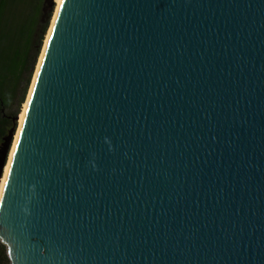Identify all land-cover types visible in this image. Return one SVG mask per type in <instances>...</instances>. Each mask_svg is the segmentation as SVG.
<instances>
[{
  "label": "water",
  "instance_id": "95a60500",
  "mask_svg": "<svg viewBox=\"0 0 264 264\" xmlns=\"http://www.w3.org/2000/svg\"><path fill=\"white\" fill-rule=\"evenodd\" d=\"M50 37L0 196L11 264H264V0H64Z\"/></svg>",
  "mask_w": 264,
  "mask_h": 264
},
{
  "label": "trees",
  "instance_id": "16d2710c",
  "mask_svg": "<svg viewBox=\"0 0 264 264\" xmlns=\"http://www.w3.org/2000/svg\"><path fill=\"white\" fill-rule=\"evenodd\" d=\"M48 5L49 0H0V147L16 129L51 18ZM0 264H11L1 239Z\"/></svg>",
  "mask_w": 264,
  "mask_h": 264
},
{
  "label": "bare ground",
  "instance_id": "6f19581e",
  "mask_svg": "<svg viewBox=\"0 0 264 264\" xmlns=\"http://www.w3.org/2000/svg\"><path fill=\"white\" fill-rule=\"evenodd\" d=\"M56 3H57L56 11H55V14H54V17H53L49 32H48V34L46 36V40H45V43H44L43 51H42V54H41L40 59L38 61V65H37L36 72H35V75H34V78H33V82H32V85H31V88H30V91H29V94H28V98H27L26 103L24 104L22 113H21V115L19 117V128H18L17 133H16V135L14 137L12 148L10 150L9 159H8L7 165H6L5 170H4V175H3V178L1 180L2 182L0 184L1 185L0 186V196H1V192H2V189H3L4 183H5V180H6V176H7V173H8L9 166H10V162H11V159H12V156H13L17 141H18V137H19L20 130H21V127H22V124H23V120H24V117H25V114H26V110H27V107H28V104H29V101H30V98H31V94H32V91H33V88H34V85H35V81H36V78L38 76L39 69H40V66H41V63H42V60H43V57H44V54H45V51H46V48H47L51 33H52V30H53V27H54V24H55V20H56V17H57V13H58L59 7L61 5L60 0H56Z\"/></svg>",
  "mask_w": 264,
  "mask_h": 264
},
{
  "label": "rangeland",
  "instance_id": "374dc122",
  "mask_svg": "<svg viewBox=\"0 0 264 264\" xmlns=\"http://www.w3.org/2000/svg\"><path fill=\"white\" fill-rule=\"evenodd\" d=\"M56 6H57L56 0H53V4H52V5H51V4L48 5V8H49V13H48V14H49V18H50V16H51V18H50V20H49L48 29H47L46 35H45V37H44V40H43V43H42V46H41L40 53L38 54L37 61H36V63H35V66H34V69H33L32 75H31V77H30V85H29V88H28V91H27V95H26V98H25V102L27 101V97H28V94H29V91H30V88H31V85H32V81H33L34 75H35L36 67H37L38 61H39V59H40V55L42 54L41 52L43 51L42 49H43V46H44V42H45V40H46V36H47V34H48V32H49V29H50V26H51V23H52V20H53V17H54L55 11H56ZM25 102H24V103H25ZM24 103L21 105L19 115L16 117V120H17V125H16V127H15V128H16V133H17V130H18V128H19V117H20V114H21V112H22V110H23ZM11 148H12V147H11ZM9 155H10V154H9ZM8 159H9V157H8ZM1 182H2V181H1ZM0 186H1V185H0Z\"/></svg>",
  "mask_w": 264,
  "mask_h": 264
},
{
  "label": "snow or ice",
  "instance_id": "6c2138e0",
  "mask_svg": "<svg viewBox=\"0 0 264 264\" xmlns=\"http://www.w3.org/2000/svg\"><path fill=\"white\" fill-rule=\"evenodd\" d=\"M61 4H63L64 0H60ZM51 38V37H50Z\"/></svg>",
  "mask_w": 264,
  "mask_h": 264
}]
</instances>
